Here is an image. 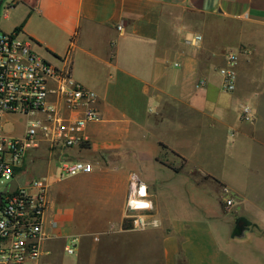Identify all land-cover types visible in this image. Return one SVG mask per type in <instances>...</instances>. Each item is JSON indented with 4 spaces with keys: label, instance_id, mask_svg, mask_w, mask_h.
<instances>
[{
    "label": "crops",
    "instance_id": "0c3cea01",
    "mask_svg": "<svg viewBox=\"0 0 264 264\" xmlns=\"http://www.w3.org/2000/svg\"><path fill=\"white\" fill-rule=\"evenodd\" d=\"M3 2L6 31L98 97L82 146L34 151L14 176L11 187L48 181L38 264H264V181L251 180L248 147L261 142L240 118L238 84L221 88L229 51L183 15L264 26V0ZM61 160L92 170L58 178ZM26 172L36 175L18 180ZM138 185L145 228L127 208ZM247 186L258 188L248 196Z\"/></svg>",
    "mask_w": 264,
    "mask_h": 264
},
{
    "label": "built area",
    "instance_id": "2783aa9c",
    "mask_svg": "<svg viewBox=\"0 0 264 264\" xmlns=\"http://www.w3.org/2000/svg\"><path fill=\"white\" fill-rule=\"evenodd\" d=\"M1 1V0H0ZM121 24L117 25V29ZM200 35L189 43L196 45ZM237 53L225 54V64L218 68L221 88L235 89ZM197 81V85L202 84ZM97 94L71 78L67 66L58 68L39 56L31 42L18 32L0 30V182H11L32 152L46 148L80 147L87 141L86 126L100 119ZM249 106L241 107L242 119L249 118ZM24 117V131L17 136L4 132L7 117ZM92 170L83 160H61L57 164L58 178ZM48 181L45 177L0 191V264H38L43 237V213L47 205ZM144 187L127 197L131 223L145 228L151 222L136 212L146 205L142 200ZM231 199L225 204L230 205ZM133 211V212H132ZM74 243L64 246L68 255L74 253Z\"/></svg>",
    "mask_w": 264,
    "mask_h": 264
},
{
    "label": "rangeland",
    "instance_id": "374dc122",
    "mask_svg": "<svg viewBox=\"0 0 264 264\" xmlns=\"http://www.w3.org/2000/svg\"><path fill=\"white\" fill-rule=\"evenodd\" d=\"M7 8L4 2L0 5V30L3 31H6L5 28L9 21L3 18ZM16 13L14 11L11 17H14ZM177 14L176 12L173 16ZM183 15L197 26L205 28L207 41L210 45L221 43L224 53L227 51L237 53L235 71L237 68L239 72L236 76L235 88L237 83L238 90L246 97L243 102L244 106H249L251 109L249 118L246 120L255 125L256 138L261 142L259 144L254 141L248 146L251 180L264 181V26L223 21L187 12H184ZM251 101H255V105H252ZM240 118L242 119V117ZM24 126V117L10 116L4 126V132L17 136L22 133ZM28 159L26 158V162ZM33 174L36 175L34 172ZM33 174L28 172L20 174L18 180L34 176ZM14 183L15 180L10 183L0 182V191L11 187ZM247 188L250 190L247 191V194L251 196L254 193L253 188L257 189L258 187L247 186ZM186 194L200 195L203 193L201 190L191 189L187 186Z\"/></svg>",
    "mask_w": 264,
    "mask_h": 264
},
{
    "label": "water",
    "instance_id": "95a60500",
    "mask_svg": "<svg viewBox=\"0 0 264 264\" xmlns=\"http://www.w3.org/2000/svg\"><path fill=\"white\" fill-rule=\"evenodd\" d=\"M0 202H1V195H0ZM244 224V220L242 218L238 219L235 225L236 229H240Z\"/></svg>",
    "mask_w": 264,
    "mask_h": 264
}]
</instances>
